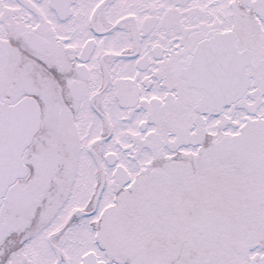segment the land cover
Segmentation results:
<instances>
[{
    "label": "snow or ice",
    "instance_id": "snow-or-ice-1",
    "mask_svg": "<svg viewBox=\"0 0 264 264\" xmlns=\"http://www.w3.org/2000/svg\"><path fill=\"white\" fill-rule=\"evenodd\" d=\"M0 264H264V0H0Z\"/></svg>",
    "mask_w": 264,
    "mask_h": 264
}]
</instances>
